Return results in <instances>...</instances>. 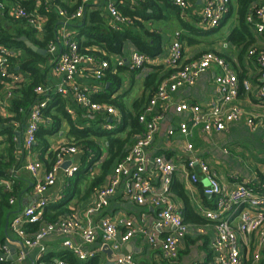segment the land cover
Returning <instances> with one entry per match:
<instances>
[{"label": "built area", "instance_id": "built-area-1", "mask_svg": "<svg viewBox=\"0 0 264 264\" xmlns=\"http://www.w3.org/2000/svg\"><path fill=\"white\" fill-rule=\"evenodd\" d=\"M30 1L36 8L28 10L18 3L9 9V15L13 19H26L31 27L41 33L45 28L46 17L38 13L37 8L43 0ZM45 1L50 9H56L64 22L81 19L86 3H104L110 23L117 29L131 26L136 19L121 12L118 3L126 0H82L81 5L71 15L66 9L55 5L53 0ZM129 1L131 4L143 2V0ZM168 1L178 6L183 17L188 15L190 9L188 0ZM229 10L230 0H204L199 24L205 29L217 28ZM248 21L264 34V5L259 6L249 15ZM180 35L181 33L177 32L167 51L154 57L139 50L132 51L128 58L120 55L112 57L111 62L114 61L116 65L126 64L131 68L142 69L150 65L165 64L171 71L159 82L155 93L139 113L138 119L143 129L134 135V142L126 157L115 165L84 212L73 208L70 214L54 222H43L38 231L29 233L26 228L28 223H38L43 220L46 206L50 203V199L45 194L56 184L57 173L64 169L66 177L70 178L78 170L79 163L71 162L67 168L62 167L68 156L78 153V146L69 142L62 143L56 151V160L52 168L43 177L39 176L41 167L39 162L26 165L27 170L36 179L33 192L37 195V200L17 212L10 223L12 233L22 241L17 251L16 260L19 264L27 259L30 249L43 250L44 241L50 235L62 236L63 246L82 260L98 253V249L89 250L88 246L100 239L108 244L115 254H122L127 242L135 237H141L150 246L160 250L164 259L175 261L180 256L181 245L186 238L208 236L212 229L214 231L210 241L212 259L204 264H264V192L259 193L254 186L246 182H239L231 190L224 187L216 172L204 158L195 153L194 145L190 142L184 144L186 153L184 163L152 152L157 134L170 115L183 118L177 127L168 129L167 135L183 138L191 134V125L199 126L206 133L223 131L229 123L238 121L244 116L243 109L237 103L240 81L236 72L224 58L212 51L203 53L200 58L186 60ZM74 36L75 31H66L61 42L57 36L56 40L48 43L49 65L63 79L56 86L41 83L35 87L38 100L30 109L21 142L27 150L35 145L40 126L50 123L44 116V109L48 106L51 96L56 93L71 97L88 115L103 114L111 119L112 122H107L105 125L108 129L113 128L114 123L121 121V113L115 105L95 101L92 97L93 94L102 91L104 87L102 79L110 66V61L81 53ZM248 54L260 65L261 78L264 81V48L251 47ZM9 56L18 58L13 49L0 45V84L5 88L4 96L0 98L1 108L8 105L14 90L20 88L27 80L25 73L14 70L13 61L9 60ZM213 65H217L220 69L214 76L216 97L205 105L175 100V94L180 89L194 86L198 78ZM83 74H90L98 84L91 88L79 84L76 80L77 76ZM242 83L245 88H249L247 80H243ZM248 122L253 124V119L249 118ZM13 125L18 129L20 123L14 121ZM1 160L0 149V162ZM197 166L208 180V184L203 188L204 195L215 196L216 202L213 207L196 205V214L201 216L204 222H187L180 207L173 200L172 184L178 170L191 183L199 182L198 175L193 172ZM262 176L264 179V169ZM13 183L12 179L0 178V204L1 191L12 190ZM120 188H123L124 195L135 205L153 207L155 209L153 221L148 220L146 213L141 215L140 221L132 217L114 220L113 217L107 216L104 212L110 207L112 199ZM61 196L62 194L59 198ZM15 201V197L10 198L11 204ZM121 227L125 230L122 231ZM75 237H79V241H75ZM1 248L3 254L0 256V261H6L12 251L7 244ZM56 264L69 263L57 259ZM115 264L136 263L132 255L127 254Z\"/></svg>", "mask_w": 264, "mask_h": 264}, {"label": "crops", "instance_id": "crops-1", "mask_svg": "<svg viewBox=\"0 0 264 264\" xmlns=\"http://www.w3.org/2000/svg\"><path fill=\"white\" fill-rule=\"evenodd\" d=\"M188 2L190 4L189 13L186 17H183L178 6L171 2L168 4L159 0L158 3L161 8L160 17L143 20V23L148 29L156 30L163 36L164 53L167 51L171 42L175 39L176 33L180 32L183 34V39H181V41L186 60L200 58L203 53L208 51L215 52L224 58L239 77L240 88L237 103L243 109L244 116L238 121L229 123L227 128L223 131H212L210 133H206L199 126L191 125V134L188 137L183 138L182 136L169 137L167 135L168 129L171 127H177L183 118L178 115H170L164 121L161 130L157 134L156 140L152 146V152L162 154L168 158L180 160L179 163H184L186 159L184 144L190 142L194 145L195 153L204 158L211 169L216 172L224 187L231 190L235 188L239 182H246L254 186L259 193H263L264 94H262V91L264 89V81H262L261 78L262 69L260 65L256 62L254 57L248 54V51L251 47H257L260 49L264 48V34L260 33L254 27V24L248 21V16L254 13L259 6L264 5V0H256L251 4L248 10L249 12L246 14V22L249 25L247 29L241 24L238 0H230V10L228 12V14H230L228 19L222 25L220 24L217 28H214L213 31L212 29L204 31L207 29L202 28L199 24L204 0H188ZM104 12L110 21L107 10L105 9ZM0 19H2L4 23L7 21L5 20L1 9ZM184 22L186 24H184ZM69 23V21H63V23L59 26L57 36L60 42L63 40V35L66 31H75L74 26ZM248 42L250 44L248 45L247 50H244V46L247 45ZM134 50L138 49L131 42H128L124 54L120 56L128 58ZM14 51L18 56V58H14V70L21 71L19 61H16L25 58L26 54L20 49H14ZM153 66H161V75L169 72L170 70V67L165 64L163 66L150 65L149 67L142 68L136 73L131 72L130 70H124L121 73L123 81L115 92H113V97H121L127 108L134 109L136 102L146 97L156 87V83L147 85V75L150 71H152ZM42 69L45 70L43 83L52 86H56L61 83L63 77L56 73L49 63L48 66H42ZM219 71V67L217 65H213L206 73L202 74L198 78L194 86L180 89L175 94V100L177 102L189 101L205 105L217 96L214 76ZM76 80L79 84L89 88L98 84L90 74L78 75ZM243 80H247L249 82V88H245L242 83ZM107 86H109V84ZM103 90L104 87L102 91ZM4 93L5 88L1 87L0 98L4 96ZM65 98L67 99L66 108L68 113H70L74 120L83 121L97 117L103 119L105 118L109 122H112L111 119L107 118L103 114H86L83 109L76 105L71 97ZM0 114L3 117L13 115L9 112L8 105L2 108L0 107ZM249 118L253 119V124L248 122ZM106 123L102 124V126L105 127ZM25 126L26 124L23 125V128H20L19 126V129L17 130V132L20 133L21 142ZM69 130L70 125L68 121L63 119L60 131L54 135L46 137L48 147L45 150L41 147V145L37 144V142L30 150L25 149L22 146V143L21 146H17L16 148V161L10 170L11 172H16L19 178H21L19 185L26 187V190L21 192L19 197L16 198L15 203L11 204L8 210L0 211V256L3 254L1 247L4 244H7L12 251V254L7 259L12 261L11 264H19L16 260L17 258L13 259L11 256L15 252L19 251L22 241L18 236L12 233L10 229V221L17 212L37 200V195L33 192V186L36 179L27 170L26 165L35 161L39 162L41 164L39 176L43 177L52 168H50V164L52 163L53 152H56L62 143L69 142L77 145L75 141L70 140ZM0 137L1 140L4 139L3 136ZM16 138L18 142L19 136H16ZM0 149L2 150L3 146H0ZM107 153V149L104 148V154L101 161L107 157ZM81 155L82 150L78 146V153L74 156H68L67 161H70L69 165H71L72 162L79 163L80 166L82 159ZM101 161L95 163L90 169V172L88 173L89 180L84 183L82 187L83 189L90 184L91 179L95 178L100 173ZM193 172L198 175L200 179L199 182L195 184L191 183L186 179L184 174L178 170L174 176L173 184L177 182L184 187L186 194L190 199L192 208L196 213L195 207L197 204L213 207L216 202V197L207 196L210 200L205 201L203 198V188L206 184H208V180L199 166H197ZM66 183L67 177L64 169H61L57 173L56 184L45 194V196L50 199V202H56L63 197ZM173 184V200L180 207L185 220L184 202L174 191ZM96 191L97 190L92 192L88 197L83 195L75 196L70 201L69 207L72 209H79L81 212H84L87 206L94 200ZM60 194H62L61 198H59ZM104 213L107 216L113 217L114 220L132 217L137 218L139 221L142 218L141 215L146 213L148 220L151 222L154 219L155 209L151 206L140 207L135 205L133 201L129 200V198L124 195L123 188H120L115 197L112 199L110 207L106 209ZM121 230L124 231L125 229L121 227ZM213 232L214 231L212 229L209 231L208 236H189L186 238L181 245L180 256L175 261L164 259L160 250L150 246L141 237L131 239L124 245L122 251L127 250L129 254L132 255L136 264H204L212 259L210 241L213 238ZM196 238H201L202 240H197ZM75 241H79V237H75ZM62 242V236L50 235L49 238L44 241V249H30L27 259L22 264H37L38 262H41V259L46 254H56L67 250L63 246ZM104 245L105 243H103L100 239L94 244L89 245L88 248L89 250L98 249V253H102L103 264H106L107 256L103 252ZM182 253H186L188 258L183 259L181 256ZM209 256L211 257L210 260H208ZM57 259L59 258L55 257L54 261L56 262ZM0 264L10 263L7 261H0Z\"/></svg>", "mask_w": 264, "mask_h": 264}, {"label": "trees", "instance_id": "trees-1", "mask_svg": "<svg viewBox=\"0 0 264 264\" xmlns=\"http://www.w3.org/2000/svg\"><path fill=\"white\" fill-rule=\"evenodd\" d=\"M158 1L143 0V2L131 4L129 0H126L123 3H118L123 14L136 18L131 26H125L123 29H117L112 26L104 12V3H86L83 17L69 23L75 28L74 38L78 42L81 53L110 61V66L102 79L104 90L93 94L92 97L95 101L108 102L115 105L119 109L122 118L120 122L114 123L115 126L111 129L102 126V124L108 121L105 118L95 117L94 119H86L83 121L74 120L66 108L67 99L59 93L51 96L48 106L44 109V116L50 123L40 126L37 132L36 142L45 150L48 147L46 137L58 133L62 126V120L66 119L70 125V140L75 141L82 150V159L78 170L72 177L67 178L63 197L56 202H50L46 206L41 222L28 223L26 225L29 233L38 231L43 222H54L70 214L72 212V208L69 207L70 201L75 196L83 195L88 197L92 192L100 188L113 171L115 165L126 157L134 142V135L143 129L139 123V113L142 111L148 99L155 93L159 82L171 70L161 75V66H153L152 71L147 75V85L156 83V87L146 97L137 101L134 109H129L121 97H113V92L121 85L123 81L121 73L124 70H130L136 73L141 68H131L126 64L116 65L111 60L114 55L124 54L128 42L135 45L139 51L152 57L163 52V36L156 30L148 29L143 23V20L160 17L161 8ZM161 1L170 3L168 0ZM255 1L238 0L241 24L246 29L249 26L246 22V14L249 12L248 10L251 4ZM53 2L55 5L66 9L71 15L81 5L82 0H53ZM18 3L28 10L36 8L35 4L30 0H0V9L3 11L5 20H7L6 23L2 19L0 20V45H4L13 50L20 49L26 54L25 58L17 60L16 62L19 61L20 69L27 77V80L20 88L14 90L12 98L8 100V110L13 115L3 117L0 114V136L4 137L0 141V146H3L1 150L0 178L12 179L14 182L12 190L1 191L2 202L0 204V211L8 210L11 205L10 198H18L21 192L26 190V187L19 185L21 178H19L16 172H11L10 170L15 164V151L18 146L16 132L19 128L16 129L13 122L18 121L20 128H23V125L26 124L30 109L38 100L35 87L44 81L45 70L42 69V66H48L49 63L48 54L44 55L32 50L24 41L19 40V38L25 35L39 47L47 49L48 43L51 40H56L59 26L63 23L56 9H50L46 1L43 0V3L37 8V12L46 17V23L43 32L39 33L29 25L26 19H13L9 15V9H12V6ZM229 14L223 19L221 25L228 19ZM184 24L186 23L184 22ZM180 39H183V34L180 35ZM249 44L248 42L244 46V50H247ZM9 60L14 62V57L9 56ZM108 84L109 86H107ZM1 87L2 85L0 84ZM104 148L107 149L108 153L107 157L101 161ZM55 160L56 152H53L50 168ZM100 161V173L91 179L90 184L83 189L84 183L89 180L88 173L90 169L95 163ZM262 180L264 183V179ZM173 188L184 202L185 221L204 222L205 220L194 212L184 187L175 182ZM203 198L205 201L210 200L205 195ZM101 254L99 252L88 259L82 260L73 252L64 250L61 253L46 254L41 259V262L43 264H56L54 258L58 257L71 264H103ZM210 258L209 256L208 260ZM6 261L10 264L12 262L11 260Z\"/></svg>", "mask_w": 264, "mask_h": 264}, {"label": "water", "instance_id": "water-1", "mask_svg": "<svg viewBox=\"0 0 264 264\" xmlns=\"http://www.w3.org/2000/svg\"><path fill=\"white\" fill-rule=\"evenodd\" d=\"M19 40H22L25 42V44L31 48L32 50L34 51H37L41 54H47V49L46 48H42V47H39L38 45H36L34 42H32L30 39H28L27 36L23 35L19 38ZM17 136H19V140H18V146L21 145V136H20V133L17 132L16 133ZM70 164V161H67L66 163H64V165L62 166L63 168H67ZM208 196V195H207ZM210 197V196H209ZM103 252L106 254L107 256V261H106V264H115L116 261L120 258H122L124 255H127L129 254V252L127 250L123 251L122 254H115V252L112 250V248L108 245V244H105L103 246ZM11 258L13 259H16L17 258V252H15Z\"/></svg>", "mask_w": 264, "mask_h": 264}, {"label": "rangeland", "instance_id": "rangeland-1", "mask_svg": "<svg viewBox=\"0 0 264 264\" xmlns=\"http://www.w3.org/2000/svg\"><path fill=\"white\" fill-rule=\"evenodd\" d=\"M196 239H197V240H202L201 238H196ZM181 256H182L183 259L188 258V256H186V253H182ZM196 260H197V258H196ZM196 260H195V261H196ZM199 260H200V259H199ZM199 260H198V262H199Z\"/></svg>", "mask_w": 264, "mask_h": 264}]
</instances>
